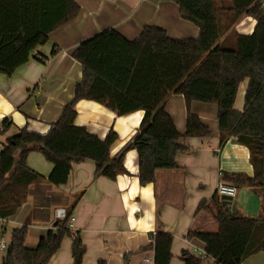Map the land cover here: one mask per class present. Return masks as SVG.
I'll use <instances>...</instances> for the list:
<instances>
[{"label": "trees", "instance_id": "1", "mask_svg": "<svg viewBox=\"0 0 264 264\" xmlns=\"http://www.w3.org/2000/svg\"><path fill=\"white\" fill-rule=\"evenodd\" d=\"M173 1L181 17L199 27L198 37L172 38L165 29L146 25L133 40L110 28L79 44L73 57L82 65V79L58 120L45 134L22 128L0 152L1 219L15 215L31 193V185L44 180L27 163L34 150L53 164L48 182L55 186L67 183L73 162L88 159L95 162L97 176L115 179L118 172L126 171L123 159L130 149L138 152L142 185L154 182L157 170L176 168L177 154L187 150L180 141L183 136L210 135L209 127L190 109L185 133L178 131L166 101L181 94L189 107L192 101L218 105L221 142L229 136L246 143L255 165L254 176L234 177L238 184L257 187L263 195L262 213L256 217L238 211L233 215L236 210L230 207L231 201L219 200L217 195V232H191L189 237L201 240L216 264H242L264 251V1L233 0L231 10L236 18L248 14L256 20L252 33L236 36L235 48L219 41L214 0ZM79 13L80 5L74 0H0V74L11 76L31 57H38L33 54L50 33ZM245 80V107L239 112L234 104ZM81 99L97 101L119 115L144 111L137 133L115 156L110 154L117 139L115 131L101 139L75 124V106ZM1 125L4 131L10 122L5 119ZM39 192H35V205L48 206V200H38L44 189ZM71 216L69 211L65 219L55 221L56 229H49L36 248L25 245L28 224L14 228L2 264H49L66 236L72 239L71 264H82L86 247L80 233L69 226ZM172 243L169 232L153 235L154 264H170ZM181 257L184 264L208 261L187 251Z\"/></svg>", "mask_w": 264, "mask_h": 264}, {"label": "crops", "instance_id": "2", "mask_svg": "<svg viewBox=\"0 0 264 264\" xmlns=\"http://www.w3.org/2000/svg\"><path fill=\"white\" fill-rule=\"evenodd\" d=\"M74 1L80 5L79 15L50 33L48 41L35 50L33 55L38 57H31L11 76L0 74V127L3 120L10 122L6 130H0V152L22 128L45 134L58 120L74 97L76 83L82 79V65L73 53L83 40L110 28L133 40L146 25L161 27L177 39L196 38L200 33L197 25L181 17L173 0ZM217 8L219 41L235 48L236 36L252 33L256 20L248 14L236 18L232 7ZM247 86L248 80L239 86L234 104L239 112L245 107ZM75 107L77 126L101 139L110 130L116 132L111 156L133 138L144 117L143 110L119 115L89 99L79 100ZM189 109L209 127L210 135L183 136L180 141L187 150L177 154V167L157 170L155 181L146 185L139 180L136 149L125 153L126 171L118 172L115 179L97 176L95 162L88 159L73 162L67 183L60 186L48 182L53 164L40 151H31L27 163L44 180L31 185V193L15 215L0 218V240H5L7 234L8 242L5 241L9 244L13 229L28 224L25 245L36 248L52 229L56 209L63 207L74 215L71 229L80 233L86 247L82 264H154L151 244L158 231L173 235L170 264H184L183 252L198 256L199 250H205L204 243L189 234L218 230L214 199L219 180L237 186V194L231 199L234 210L245 216H260L261 190L240 185L234 177L254 176L251 149L234 137L227 136L221 142L216 103L192 101L189 107L183 95L173 94L166 101V110L180 133H185ZM42 189L46 194L42 193L38 200H48V206L35 205V192ZM5 254H1L0 264ZM71 262L72 239L66 236L49 264ZM242 264H264V251L251 255Z\"/></svg>", "mask_w": 264, "mask_h": 264}, {"label": "built area", "instance_id": "3", "mask_svg": "<svg viewBox=\"0 0 264 264\" xmlns=\"http://www.w3.org/2000/svg\"><path fill=\"white\" fill-rule=\"evenodd\" d=\"M1 126L3 127V125ZM237 191L238 188L236 185L227 183L224 180H219L216 186V193L220 198H224V197L233 198L234 196H236ZM67 215H68V211L65 208L58 207L55 213V221L63 220L67 217ZM74 221H75V217L74 215H72L69 219L70 228H72ZM51 228L54 230L56 229L54 224L51 226ZM7 248H8V244L4 240H0V249L7 250ZM198 256L207 259L209 264H216L215 259L208 257L206 250H199Z\"/></svg>", "mask_w": 264, "mask_h": 264}, {"label": "rangeland", "instance_id": "4", "mask_svg": "<svg viewBox=\"0 0 264 264\" xmlns=\"http://www.w3.org/2000/svg\"><path fill=\"white\" fill-rule=\"evenodd\" d=\"M215 3L217 4V6H224V7H226V8H229V7H232V5H233V0H215ZM224 47H226V48H234V47H227V46H225L224 45ZM236 47V46H235ZM230 207L231 208H234V207H232V205L230 204ZM4 238H5V240L8 242V240H7V234H5V236H4ZM4 240V241H5ZM5 241V242H6ZM6 251H0V257H1V254H3V253H5Z\"/></svg>", "mask_w": 264, "mask_h": 264}, {"label": "water", "instance_id": "5", "mask_svg": "<svg viewBox=\"0 0 264 264\" xmlns=\"http://www.w3.org/2000/svg\"><path fill=\"white\" fill-rule=\"evenodd\" d=\"M224 199H227V200L231 201L232 198L224 197ZM236 213H237V211H234V212H233V215H235Z\"/></svg>", "mask_w": 264, "mask_h": 264}]
</instances>
